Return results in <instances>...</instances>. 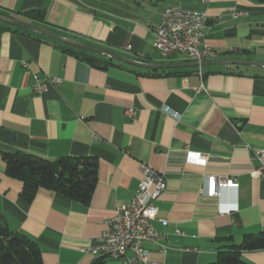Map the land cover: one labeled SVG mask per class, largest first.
Listing matches in <instances>:
<instances>
[{
  "label": "crops",
  "instance_id": "crops-1",
  "mask_svg": "<svg viewBox=\"0 0 264 264\" xmlns=\"http://www.w3.org/2000/svg\"><path fill=\"white\" fill-rule=\"evenodd\" d=\"M171 5L207 12L203 41L217 51L207 60L264 62V0H0V13L141 61H190L163 57L154 47L155 29ZM31 10L44 11L45 22L29 18ZM61 44L27 30L0 35V224L36 241L44 264H125L87 249L136 193L144 163L166 179L154 221L158 239L147 243L151 259L209 264L225 244L264 231V177L252 175L259 165L253 152L264 150L263 66L154 70L112 59L102 69ZM36 76L47 80L42 93L34 91ZM17 151L48 160L97 157L91 202L45 188L24 200L23 182L7 175L3 158ZM189 151L208 155V162L196 163ZM210 175L239 186L208 197ZM242 259L264 264V248L245 251Z\"/></svg>",
  "mask_w": 264,
  "mask_h": 264
},
{
  "label": "built area",
  "instance_id": "built-area-1",
  "mask_svg": "<svg viewBox=\"0 0 264 264\" xmlns=\"http://www.w3.org/2000/svg\"><path fill=\"white\" fill-rule=\"evenodd\" d=\"M203 2L208 3L209 0ZM161 18L163 26L156 27L153 44L163 57L184 55L190 61L201 62L217 56L216 49L203 41L210 22L206 11L171 5L163 10ZM53 81L61 82L59 79ZM46 89L47 80L36 76L34 91L42 93ZM127 114L134 115L135 110L129 108ZM189 155L196 163L206 164L209 160V156L202 152L189 151ZM253 159L259 165L252 175L264 177V150H254ZM140 171L142 177L130 202L119 207L117 213L106 221L96 244L87 249L96 258L123 259L125 264H162L150 258L147 243L158 239L154 221L159 220L157 200L166 189V179L162 173L144 163L140 165ZM238 186L239 182L231 177L210 175L205 192L208 197H217L221 189ZM160 221L163 225L168 224L167 219Z\"/></svg>",
  "mask_w": 264,
  "mask_h": 264
},
{
  "label": "trees",
  "instance_id": "trees-1",
  "mask_svg": "<svg viewBox=\"0 0 264 264\" xmlns=\"http://www.w3.org/2000/svg\"><path fill=\"white\" fill-rule=\"evenodd\" d=\"M27 16L45 22V12L31 10ZM5 29L26 31L0 22V35ZM28 32V31H27ZM62 48L92 66L106 69L112 59L61 44ZM7 175L23 182L22 198L31 202L41 188L53 190L69 199L88 205L98 182L99 161L95 156H63L48 160L25 152H6ZM232 241V240H227ZM264 248V231L246 234L240 243L229 242L218 251L217 259L209 264H247L242 253ZM100 259L92 264H99ZM0 264H44L36 241L0 224Z\"/></svg>",
  "mask_w": 264,
  "mask_h": 264
},
{
  "label": "water",
  "instance_id": "water-1",
  "mask_svg": "<svg viewBox=\"0 0 264 264\" xmlns=\"http://www.w3.org/2000/svg\"><path fill=\"white\" fill-rule=\"evenodd\" d=\"M0 22L7 24L9 26H13L18 29H23L31 32H35L41 34L43 36L52 38L56 41H59L69 47L83 50L86 52H91L99 55L106 56L111 59L118 60L128 65H132L135 67L146 68V69H169V68H185V67H204L209 65H222V64H237V65H250V66H263L264 62H257L248 59H214V60H204L201 62L198 61H183V62H169V63H149L145 61H141L138 59H134L128 56H125L116 51L107 49L102 46L93 45L90 43L82 42L70 37H66L52 29L47 27L37 25L35 23H31L28 21H24L12 16H8L0 13ZM8 139H13V133L7 131Z\"/></svg>",
  "mask_w": 264,
  "mask_h": 264
},
{
  "label": "bare ground",
  "instance_id": "bare-ground-1",
  "mask_svg": "<svg viewBox=\"0 0 264 264\" xmlns=\"http://www.w3.org/2000/svg\"><path fill=\"white\" fill-rule=\"evenodd\" d=\"M158 26H163V19H161L160 23L158 24Z\"/></svg>",
  "mask_w": 264,
  "mask_h": 264
}]
</instances>
